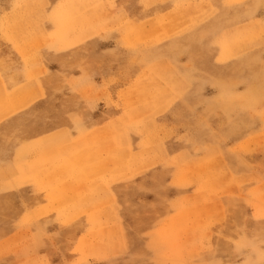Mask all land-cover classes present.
Here are the masks:
<instances>
[{"label":"rangeland","instance_id":"obj_1","mask_svg":"<svg viewBox=\"0 0 264 264\" xmlns=\"http://www.w3.org/2000/svg\"><path fill=\"white\" fill-rule=\"evenodd\" d=\"M154 1L115 0L129 18H147L142 23L124 24L112 0H0V57L5 64L11 61L20 78L26 80L30 61L40 53L44 71L37 77L40 95L36 102L42 109L40 122L49 129L71 121L74 112L90 119L86 102L67 84L68 78L80 77L83 71L112 100L107 103L104 94L94 95L97 111L93 115L99 121L102 116L111 121L125 116L123 89H130L146 73L154 79L165 71L166 66L156 61L194 65L198 73L197 85L175 101L166 102V94L162 101H156L158 87L153 80L128 96L126 106L132 115H139V111L149 115L162 108L153 115L170 137L162 142L177 147L173 149L177 161L156 164L136 181L134 176L141 174L131 176L133 211L127 215L131 229L108 228L106 217L102 221L98 213L107 203L95 182L97 170L120 156L106 143L98 149L80 148L74 157L84 165L79 181H68V177L59 180V174L53 173L55 177L47 185L61 189L60 196L31 215L34 221L45 220L58 209L76 206L80 211L76 217H95L97 229L80 230L77 224L68 223L75 228L59 231L58 224L49 220L40 225V237L22 229L28 216L25 194L32 189L26 182L13 183V193L24 196L14 217L10 166L3 162L0 264H92L91 260L102 264H264L262 24L244 28L238 40L234 33L223 39L224 65L214 55L212 45L233 21H220L221 9L232 16L233 10L251 0H215L221 9L209 22L195 25L194 38L189 37L190 32L171 37L194 21L182 24L178 17L194 9L206 16L212 7L203 3L180 6L156 23L154 15L166 12L173 0L164 6ZM224 1L227 4H222ZM255 13L264 18V6ZM249 17L243 16L240 22ZM48 20L56 30L50 41L44 27ZM202 65L206 69H201ZM220 85L225 90L222 100L218 99ZM0 109L5 114L7 103ZM187 141L191 142L189 147H197L191 151L193 161H186L182 154ZM156 172L155 177L149 176ZM160 209L163 214L157 213ZM161 215L163 223L156 224ZM40 238L44 242L38 250Z\"/></svg>","mask_w":264,"mask_h":264},{"label":"crops","instance_id":"obj_2","mask_svg":"<svg viewBox=\"0 0 264 264\" xmlns=\"http://www.w3.org/2000/svg\"><path fill=\"white\" fill-rule=\"evenodd\" d=\"M228 1L242 3L243 0ZM171 2H173V6L166 12H160L154 15L156 23L159 19L160 21L165 20L166 14L168 15L170 12L173 13V11L180 6H196L203 3L212 7L206 16L199 15L196 13L197 9H194V11L191 10L188 14L180 18L178 17V20H181L182 24L193 20L194 24L191 22V24L189 23V25L184 26L185 28L171 35L173 38L189 32V37L194 38V35L197 34V30H193L195 25L208 21L218 9H221L218 7L215 0H173L170 1V3ZM112 3L115 9L120 11L119 16L124 24L147 21V18L142 20L129 18L127 12L121 5L117 4L115 0H112ZM154 3L164 6L163 4H168L169 0H155ZM222 4H227V1H224ZM260 6H264V0H251L245 7L233 10L232 16L229 15L230 11H225L222 7L221 10L224 12L220 14V21L222 20L223 23L225 20L233 22H231L232 25H226L222 36L218 40H214L212 50L214 55L216 54L218 60L223 62L224 65L226 64L224 63V61H226V56L225 46H222V42L229 33H234L236 40H238L240 36L242 37L244 28L258 27L259 23L262 24L264 31V18L258 17L255 13L256 8L258 10ZM224 7L226 8L227 6ZM246 15L247 17L250 16L248 20L240 22L242 17ZM173 20L176 19L174 18ZM44 27L47 30L48 41H50L56 34V30L52 24H50L49 20L45 23ZM68 33H66V35H69ZM157 50L158 46L155 47L154 52L157 53ZM236 52L239 53L237 50ZM30 62L32 65L29 66L26 80H24L20 78L19 72L15 70L11 61L5 64L0 57V108L3 102H6L8 106V110L5 114H3V109H0V165H3V162H7L6 164L10 166L12 215L14 216L20 211L21 199L24 198V196L20 198V194L17 192L13 193L15 188L13 183L17 180V183L21 181L26 182L32 189L31 192L27 191L26 194L24 192L28 216L26 218V224L21 227L22 229L25 228L27 232L32 231L37 237H40L42 236L40 225L48 220V222H56L59 226V231L67 228H75L72 224L68 225V223L77 224V226H75L76 228H80V230L97 229L99 226L95 217H76V213L80 212L76 206L58 209L50 215L51 217L49 216L45 220L43 219L44 221H34L35 219L31 218V215L32 213L39 212L37 209L38 207L50 205L55 198L60 196L62 192L61 189H52L47 185L51 177H55L53 173L59 174V180L65 177L67 179L68 177V181H79L80 178L83 177L84 165L74 157L81 152L80 148L82 147V150L98 149V146H104L106 143L111 146V149H117L120 156L117 160L114 158L112 161H107L105 163L107 166L105 169L99 170L96 168L98 169V174L95 177V182L100 187L102 197L107 203L106 208H103L100 212L98 211V213H100L102 221H104L103 218L106 217L108 228L113 229L117 227L123 230L131 229V226L128 225L129 218L127 217V215L132 214L133 211L131 210V195L129 194L131 184H133L130 182L132 179L131 176L136 173L141 174V176H134V181H136L143 175H147V169H150L156 164L163 165V161H177L175 160L173 152V149L176 150L177 147L176 145L171 146L166 142H162V140L170 137L166 135V132H163L164 128L161 129L153 118L156 111L162 108L159 109L157 107L158 109L156 108L154 113H150L149 115L147 113L146 115L145 113L142 114L143 112L141 111H139V115H132V112L128 111L126 106V102L130 100L128 96L131 91L135 92L137 90L136 87H140L145 83L148 84V81L152 82L153 80V84L158 87L155 92L156 101H162V96L164 94H166V102L175 101L197 85L198 73L196 72L195 66H188L187 64L179 65L176 61L173 62V64L171 63V65L166 61H156L157 64L161 63L166 66L165 71L156 74L154 79L147 78L146 76H148V74L146 73L134 86H131L130 89H123L122 96L124 101V112L126 114L125 116L123 115L121 120L113 121L103 116L101 121H99L98 116L93 115L95 111H97L94 95L100 96V94H104L107 103L112 102V100L108 94H106L103 89H100V87L88 77V74L83 71L80 77L68 78L67 84L77 92V96L80 100L86 102V109L90 112V119H82L81 113L74 112L71 121L49 129L48 125L41 124L40 122L42 109L39 108L36 102V99L40 95V85L38 86L39 83L37 84L36 82L37 77L44 71L40 53H38L36 59ZM201 69H206V66L204 67L202 65ZM36 71L39 73L36 74ZM219 91L220 94L218 99L222 100V95H225V90L222 85H220ZM94 116H96V120ZM145 118L146 120L149 119V122L147 121L145 123ZM173 137L175 136H172V138ZM186 143L187 146L191 144L190 141ZM186 148V150L182 149V154L185 155L184 158L186 161H193L195 156L191 151L197 148L196 145L194 144ZM170 149H172V152L168 153ZM168 155L171 156L169 157ZM103 164L104 163L101 162V165L104 167ZM101 165L99 164L100 168ZM152 175L155 177L157 172L149 176ZM80 193L83 195L82 192ZM18 200H20V202H18ZM160 210L161 211L157 213L163 214L162 209ZM171 215H174L173 210L171 211ZM38 222L39 225L36 224ZM158 223H163L162 215L156 222V224ZM36 226L38 228H36ZM158 227L161 228V226ZM42 242H44V240L40 238L37 245L38 250ZM91 263L102 264L99 260H91Z\"/></svg>","mask_w":264,"mask_h":264}]
</instances>
